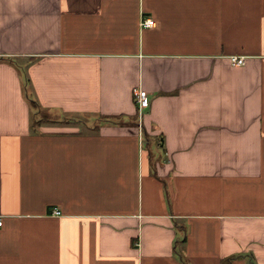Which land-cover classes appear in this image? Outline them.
Here are the masks:
<instances>
[{
	"label": "crops",
	"instance_id": "1",
	"mask_svg": "<svg viewBox=\"0 0 264 264\" xmlns=\"http://www.w3.org/2000/svg\"><path fill=\"white\" fill-rule=\"evenodd\" d=\"M0 222V264H264V0H0Z\"/></svg>",
	"mask_w": 264,
	"mask_h": 264
},
{
	"label": "built area",
	"instance_id": "2",
	"mask_svg": "<svg viewBox=\"0 0 264 264\" xmlns=\"http://www.w3.org/2000/svg\"><path fill=\"white\" fill-rule=\"evenodd\" d=\"M147 26L152 25L149 20L145 23ZM230 62L233 66H244L246 59L244 57H231ZM134 98L138 108L139 116L143 115V112L150 107V97L147 91L137 88L134 90ZM55 215H60L59 211L54 212ZM2 223L0 222V226Z\"/></svg>",
	"mask_w": 264,
	"mask_h": 264
},
{
	"label": "trees",
	"instance_id": "3",
	"mask_svg": "<svg viewBox=\"0 0 264 264\" xmlns=\"http://www.w3.org/2000/svg\"><path fill=\"white\" fill-rule=\"evenodd\" d=\"M33 105L35 108H38L37 104L35 102H33ZM36 123H37V120H36Z\"/></svg>",
	"mask_w": 264,
	"mask_h": 264
}]
</instances>
